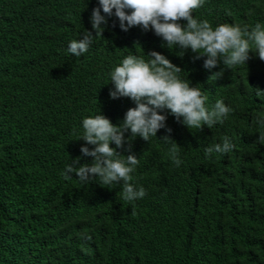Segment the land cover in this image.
I'll list each match as a JSON object with an SVG mask.
<instances>
[{
  "label": "trees",
  "instance_id": "16d2710c",
  "mask_svg": "<svg viewBox=\"0 0 264 264\" xmlns=\"http://www.w3.org/2000/svg\"><path fill=\"white\" fill-rule=\"evenodd\" d=\"M95 7L98 0H0V264H264V144L253 123L264 116L255 94L264 91V60L250 52L246 65L209 71L190 50L180 56L139 27L124 32L115 17L88 52L73 56L68 43L94 31ZM193 15L213 27H264V0H206ZM153 50L182 69L207 106L223 99L235 111L202 129L169 115L170 134L131 140L143 199H123L122 184L66 178L85 143L82 119L100 112L118 125L135 107L109 97L110 71L125 55ZM165 135L180 146L179 167ZM225 136L233 150L207 156Z\"/></svg>",
  "mask_w": 264,
  "mask_h": 264
},
{
  "label": "clouds",
  "instance_id": "9594fccd",
  "mask_svg": "<svg viewBox=\"0 0 264 264\" xmlns=\"http://www.w3.org/2000/svg\"><path fill=\"white\" fill-rule=\"evenodd\" d=\"M205 3L206 0H98V7L93 8L89 17L94 31L86 30L78 39L69 41L67 51L81 57L94 39L102 35L108 19L115 17L124 32L139 27L160 37L164 42L162 47L179 48L180 56L190 50L196 54L195 59L203 58V68L209 71L220 63L231 69L246 65L250 52L264 60V27L260 23L251 29L237 23H220L213 27L208 20L193 15V10L202 8ZM181 73L180 67L155 50L144 55H125L109 73L113 85L109 97H127L135 107L125 112L118 125L100 112L84 117L79 138L85 142L80 148L81 156L65 165V177L74 174L82 183L98 178L99 184L109 188L122 184L123 199L129 202L143 199L146 189L133 182V173L140 161L131 150V140L139 136L148 142L157 137L161 129L170 134L172 129L166 123L169 115L189 129H202L222 124L235 111L223 99L207 106L208 97L199 87L191 86ZM222 75L223 71L213 74L217 78ZM255 94L264 98V91L256 90ZM253 123L259 134L257 142L264 144V116H256ZM129 131L131 135L126 137ZM160 139L170 144L169 157L179 167L182 164L180 146L170 135ZM121 148L128 153L124 159L117 151ZM233 148L231 139L225 136L221 142L207 147L205 153L211 157L231 152ZM82 157H91V162L81 164Z\"/></svg>",
  "mask_w": 264,
  "mask_h": 264
}]
</instances>
